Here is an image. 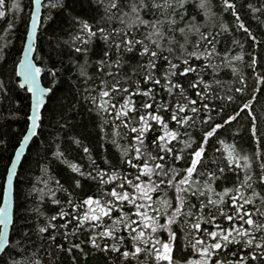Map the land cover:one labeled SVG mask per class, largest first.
<instances>
[{"label": "snow or ice", "instance_id": "obj_1", "mask_svg": "<svg viewBox=\"0 0 264 264\" xmlns=\"http://www.w3.org/2000/svg\"><path fill=\"white\" fill-rule=\"evenodd\" d=\"M245 17L264 28V0H0V109L30 94L0 264H264V31ZM26 146L41 176L17 204Z\"/></svg>", "mask_w": 264, "mask_h": 264}, {"label": "trees", "instance_id": "obj_2", "mask_svg": "<svg viewBox=\"0 0 264 264\" xmlns=\"http://www.w3.org/2000/svg\"><path fill=\"white\" fill-rule=\"evenodd\" d=\"M25 4H27L28 0H24ZM27 8L25 9V15H27ZM245 24L249 26L251 30L257 34L258 38H260L261 31H264V28H258L257 22L254 19H250L245 17ZM24 32V25L19 23L17 26V36ZM40 52L44 53L47 52V38L45 36L41 37L40 40ZM22 48L21 40L18 38H14V47L11 49V60L19 59L20 52ZM259 51V50H257ZM39 55V53H38ZM38 64V58H37ZM11 67V63L9 64ZM247 75V71L244 73ZM41 81L44 86L49 87L51 86V78L47 77L46 75L42 74ZM249 84V91H251L252 87V78L249 77L248 79ZM260 96V101L264 103V95L257 93ZM64 96V92H57L56 97H54L48 104H47V111L45 115L48 116L51 114L52 111L58 109V105L61 101V98ZM13 101L12 104H5L2 109H0V142H2L5 147L3 150H0V185H3L4 177H5V165L9 163V157L12 156L14 149L18 145V141H20L21 137L23 136L25 129L27 127L28 121L26 119L27 115L29 114V105L30 99L29 94L22 89H16L13 92ZM247 97H245L246 99ZM237 103H240V100H237ZM19 105L17 108L16 105ZM235 105H233L234 107ZM259 107V105H257ZM45 133L47 134L48 122L45 121ZM43 139V138H40ZM30 146L27 147V150L23 156L21 163H23V167L21 168L19 165L18 173L19 177H15L14 182V197L16 198V203H23L24 202V194L29 191V188L32 183L38 180L41 176V172L39 167L37 166V155H36V148L31 146V150H29ZM63 167V165H62ZM55 176V174H53ZM59 178V177H55ZM38 187H43V185H38ZM59 195V194H58ZM1 201V195H0ZM32 201L29 200L27 202L28 207L32 206ZM54 207L48 204L45 208L47 211L48 208ZM19 223V222H18ZM178 258V257H177ZM182 264V261H181Z\"/></svg>", "mask_w": 264, "mask_h": 264}, {"label": "water", "instance_id": "obj_3", "mask_svg": "<svg viewBox=\"0 0 264 264\" xmlns=\"http://www.w3.org/2000/svg\"><path fill=\"white\" fill-rule=\"evenodd\" d=\"M19 58H22V48H21V52H20V56H19ZM40 83H41V86L46 87V86L43 85V83H42V81H41V77H40ZM29 96H30V94H29ZM29 114H30V107H29ZM28 126H29V122H28V124H27V127H26L25 132H24L23 135H25V134L27 133V128H28ZM22 138H23V136L21 137L20 141H22ZM18 147H19V144L17 145L16 148H18ZM27 147H28V146L25 147V149H24V151H23V153H22L21 161H22L23 156H24V154H25V152H26V150H27ZM16 148H15V149H16ZM13 155H14V152H13L12 156H13ZM21 161H18V162H17V170H18V168H19V165H20ZM14 182H15V177H13V184H14ZM3 186H4V187H8V185H7V183H6V173H5V177H4V181H3ZM8 195H9V198H10V199L13 198V196H14V189H13V188H9ZM2 201H3V197H2V195H1L0 205H2Z\"/></svg>", "mask_w": 264, "mask_h": 264}]
</instances>
